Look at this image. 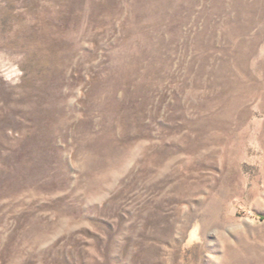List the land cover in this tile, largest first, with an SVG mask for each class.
Instances as JSON below:
<instances>
[{
  "label": "rangeland",
  "instance_id": "1",
  "mask_svg": "<svg viewBox=\"0 0 264 264\" xmlns=\"http://www.w3.org/2000/svg\"><path fill=\"white\" fill-rule=\"evenodd\" d=\"M0 264H264V0H0Z\"/></svg>",
  "mask_w": 264,
  "mask_h": 264
}]
</instances>
